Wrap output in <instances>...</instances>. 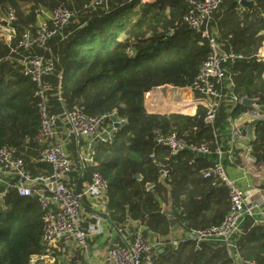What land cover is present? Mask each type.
<instances>
[{
    "label": "trees",
    "instance_id": "trees-1",
    "mask_svg": "<svg viewBox=\"0 0 264 264\" xmlns=\"http://www.w3.org/2000/svg\"><path fill=\"white\" fill-rule=\"evenodd\" d=\"M21 2L30 5L26 14L20 10ZM59 4L82 13L85 0H0V10H14L19 35L40 8L51 10ZM167 4L172 7L168 14ZM185 10L184 0H126L83 20L59 56L53 52L57 59L53 78L66 108L78 106L93 116L115 112L123 119L110 140L95 144L94 164L86 168L88 174L98 172L108 182L110 221L116 224L127 215H138L146 228L157 234H168L173 225L187 232L217 224L228 210L226 189L211 185L203 176L208 164L203 157L188 150L169 155L154 141L160 130L214 148L212 130L202 121L203 108L198 106L193 115H186L151 113L143 107L144 94L156 86L189 85L207 56L206 39L182 23ZM214 21L220 39L230 36L234 48L248 56L230 65L234 94L264 104V66L254 58L264 40V0H256L249 9L237 2L222 5ZM120 34L123 39L118 38ZM8 53L0 41V147L20 148L30 161L28 157L36 152L33 139L39 128L38 100L33 95L34 85L22 76L18 64L7 58ZM54 104L61 107L57 96ZM224 117L221 114L217 126ZM249 144L250 155L264 161V117L257 121ZM39 166L32 164V172H48V166L41 171ZM161 199L176 210L172 219L163 213ZM41 215L33 198L20 197L14 191L0 197V264H29L31 256L41 251ZM237 249L244 258L262 260L264 228L247 218ZM230 261L218 244L202 242L197 246L194 240L185 239L176 247L156 251L151 263Z\"/></svg>",
    "mask_w": 264,
    "mask_h": 264
},
{
    "label": "built area",
    "instance_id": "built-area-1",
    "mask_svg": "<svg viewBox=\"0 0 264 264\" xmlns=\"http://www.w3.org/2000/svg\"><path fill=\"white\" fill-rule=\"evenodd\" d=\"M106 1L85 0L83 8H102ZM238 1L184 0L186 10L182 23L187 29L206 39L207 56L193 81L185 87H180V90L187 92L186 95L163 98L161 92L165 88L178 93L180 90L171 85H162L152 88L143 97V107L151 113L174 111L193 115L198 106L203 108L202 121L212 130L214 148L207 143L188 142L175 132L163 133L160 130L155 132L154 141L165 148L169 155L188 150L195 156L209 158L203 176L211 180V185L226 189L227 212L217 224L192 228L184 232L182 238L158 239L155 244L142 230L135 229L122 244H108L104 251L105 264H148L156 251L164 247H176L185 239L194 240L197 246L202 242L222 246L231 259L229 264H264V258H244L237 249V241L247 218L264 228V186L256 188L253 192L243 190L236 180L227 175L221 160L224 150L220 130L216 125L221 114H225L226 122L232 123V142L238 138L236 144H241L244 152L238 155L251 168L261 167L264 179V161L260 164L259 160L250 155L249 144L251 139H254L257 121L264 117V104L253 99L255 103L249 108L248 105L242 104L243 98L234 94L230 65L248 56L234 48L229 40L230 36L225 41L220 39L214 21V14L222 5ZM80 12L59 4L50 10L46 19H38L37 13L35 20L29 22L19 35L14 10L9 8L6 14L0 15V40L9 49L7 58L18 64L22 76L34 85L33 95L38 100L39 128L33 139L36 152L28 157L30 161L25 159L23 152H18L14 147H0V197L8 191H14L20 197L35 199L42 211V229L39 237L41 251L31 256L29 264H54L55 248L58 245L64 250L67 244L73 243L86 253L93 238L105 234L101 218L94 211L90 213L92 220L85 221L83 199L105 197L104 205L106 203L107 206L108 182L98 172H92L88 174L89 180L82 189L76 190L69 186L66 178L73 165L62 143L55 140L58 117L46 109L48 92L52 90V86L44 80V75L53 71L57 62L50 41L76 20ZM254 58L264 66V42L254 54ZM57 100L61 103L59 92ZM171 102L179 104L171 106ZM166 104L168 105L165 106ZM62 110L65 131L75 141L78 169L81 173L86 172L87 166L94 164L95 144L100 140H110L112 135H109L116 129L114 124L117 123L118 126L123 119L114 120L115 112L86 115L78 106L63 107ZM234 112L237 115L232 117ZM107 129L110 131L107 132ZM230 149V152H234L233 145ZM30 163L38 164L41 168L48 166V172L33 173ZM165 174L166 171H163V176ZM83 264L92 263L87 261Z\"/></svg>",
    "mask_w": 264,
    "mask_h": 264
},
{
    "label": "crops",
    "instance_id": "crops-1",
    "mask_svg": "<svg viewBox=\"0 0 264 264\" xmlns=\"http://www.w3.org/2000/svg\"><path fill=\"white\" fill-rule=\"evenodd\" d=\"M126 0H107L106 3L103 5L102 8H86L83 10L82 13L79 14V17L76 20L72 21L65 29L62 31L61 36L55 37L50 41V46L52 52L57 54L60 53L63 49V46L69 38H71L72 34L77 31L79 26L82 24L83 20L88 19L91 16L98 15L100 12L113 8L119 4H122ZM141 1H149L152 2L153 0H141ZM172 9L170 4L165 5V13L168 14L169 11ZM50 14V10L46 8H40L38 15V19H46ZM76 28V29H75ZM75 29V30H74ZM264 42V40H263ZM56 51V52H55ZM54 70L50 73L44 75V80L48 82L52 86V90L48 92V104H47V111L54 113L58 117V122L56 125V135L55 140L61 142L65 152L71 159V164L73 165L72 171L68 174L66 178V182L69 184L71 188L76 190H80L84 187L85 183L89 180V175L86 172L81 173L78 169V162H77V153L75 152V141L73 138L69 137L65 131L64 120L62 117V108L65 105L61 102V107L59 108L56 104H54V97L58 95V91L56 90L57 84L56 80H54ZM60 74L56 75L58 78ZM264 78V75H262ZM180 90V87H177ZM165 93L161 92V96L163 98H176L177 96H184L187 92L180 90V92H174L173 90H164ZM251 99V98H250ZM252 104L248 105L247 107L250 108ZM233 115V113H232ZM233 117V116H232ZM114 120H118L116 115L113 116ZM232 123L226 122L225 119L222 120L220 126H218L220 130V136L223 134H228L229 128V136L224 137L222 141V146L224 150V154L221 160L224 162L225 171L227 175L231 178L236 180L243 190H252V192L256 188H261L264 186V179H263V172L261 167H257L256 169L251 168L240 156L244 154L240 146L236 144L239 140L238 138L234 139V143L232 142V138L230 136V130ZM110 129H107L109 132ZM105 135V134H104ZM103 135V136H104ZM253 140V139H251ZM87 144V142H83ZM88 145V144H87ZM234 146V149H240L239 153L235 154L233 151L230 152L231 146ZM17 149V148H16ZM20 149V148H19ZM17 149L18 152H21ZM85 150V146L83 147ZM22 153V152H21ZM240 154V155H238ZM202 157V156H201ZM204 160L209 161V158L203 157ZM261 164V161H260ZM39 171L43 170V168L39 167ZM100 197V196H99ZM104 198H93V197H86L83 199V216L85 221L92 220L90 217L91 212H95L101 218V224L103 226L105 234L102 236H95L93 240L88 244L86 253L83 252L82 249L77 247L73 243H69L65 246V249L62 250V246L58 245L55 248V258L56 262L54 264H83L87 261L91 262L92 264H105L104 262V251L108 244H122L123 240L129 236V234L135 230L140 229L143 231L145 235H148L149 239L155 244L158 239H179L182 238L184 232L180 227L177 225L171 226L170 231L168 234H157L148 230L146 226L141 222L140 216L138 215H127L118 221L116 224H112L109 219V210L107 209L106 203L104 205ZM180 198H183V195L180 194ZM161 208L163 213L170 219L174 217L176 210L170 206L169 201L162 200L160 201ZM104 205V206H102ZM160 250V249H159ZM46 264H50V262H46Z\"/></svg>",
    "mask_w": 264,
    "mask_h": 264
},
{
    "label": "rangeland",
    "instance_id": "rangeland-1",
    "mask_svg": "<svg viewBox=\"0 0 264 264\" xmlns=\"http://www.w3.org/2000/svg\"><path fill=\"white\" fill-rule=\"evenodd\" d=\"M20 10L24 13V14H26L27 12H28V10H29V8H30V5L28 4V3H26V2H21L20 3ZM6 9L7 8H5V9H2V10H0V15L1 16H3L4 14H6ZM123 34H120L119 36H118V38L119 39H123ZM1 41V40H0ZM166 89H169V88H165V89H163L162 90V93H165V91L164 90H166ZM118 118V117H117ZM119 120V119H118ZM221 133V132H220ZM228 134H229V128H228ZM228 134H223L222 136H221V138H222V140L224 139V137H226V136H229ZM113 136V133H111L109 136ZM239 151H240V149H234V152H235V154H237V153H239Z\"/></svg>",
    "mask_w": 264,
    "mask_h": 264
},
{
    "label": "water",
    "instance_id": "water-1",
    "mask_svg": "<svg viewBox=\"0 0 264 264\" xmlns=\"http://www.w3.org/2000/svg\"><path fill=\"white\" fill-rule=\"evenodd\" d=\"M238 3H239L242 7L249 9L250 7L256 5V0H239ZM252 103H255V100L250 99V98H246V97H244V98L242 99V104H243V105H249V104H252ZM114 126L117 127V123L114 124ZM136 177H138V175H136ZM148 264H151V263H148Z\"/></svg>",
    "mask_w": 264,
    "mask_h": 264
},
{
    "label": "bare ground",
    "instance_id": "bare-ground-1",
    "mask_svg": "<svg viewBox=\"0 0 264 264\" xmlns=\"http://www.w3.org/2000/svg\"><path fill=\"white\" fill-rule=\"evenodd\" d=\"M173 104H179V103H174V102H171L170 105L172 106ZM182 104V103H181ZM168 104H166L165 106H167Z\"/></svg>",
    "mask_w": 264,
    "mask_h": 264
}]
</instances>
